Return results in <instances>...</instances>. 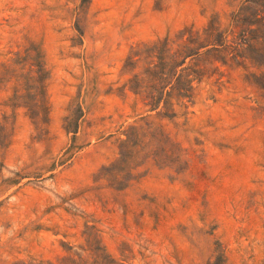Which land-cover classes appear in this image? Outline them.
Masks as SVG:
<instances>
[{
  "label": "rangeland",
  "instance_id": "obj_1",
  "mask_svg": "<svg viewBox=\"0 0 264 264\" xmlns=\"http://www.w3.org/2000/svg\"><path fill=\"white\" fill-rule=\"evenodd\" d=\"M237 7L0 0V264H264V69L230 59ZM210 17L225 45L172 75L185 32ZM33 46L39 126L14 62ZM148 94L161 96L155 109Z\"/></svg>",
  "mask_w": 264,
  "mask_h": 264
},
{
  "label": "trees",
  "instance_id": "obj_2",
  "mask_svg": "<svg viewBox=\"0 0 264 264\" xmlns=\"http://www.w3.org/2000/svg\"><path fill=\"white\" fill-rule=\"evenodd\" d=\"M237 4L236 12L232 14L233 27L235 33L230 32L231 39L229 44L230 59L245 62L248 61L252 65L264 69V0H232ZM78 34L77 39L80 41L81 32L76 28ZM184 45L182 50H176L170 57L169 70L171 67L172 75H175L178 66H180L186 56L196 54L203 49L205 52H216L225 45V30H218L212 17L208 20L206 27L201 32H185ZM32 54L25 49L23 54H16L14 62L25 66L26 79L31 82V92L27 91L25 97L21 100V105L26 109V114L35 126H39L40 122L46 124L48 120V102L43 89V57L38 46H33ZM243 51H246L243 54ZM181 57V58H180ZM159 59V58H158ZM241 64L238 61V64ZM264 76V73L261 74ZM165 73L159 71L155 76L153 87L160 86L164 81ZM190 81L187 79L185 86H181L178 90V97L189 98ZM168 83V82H167ZM133 91H136L137 85L132 82L130 85ZM264 91V86L262 87ZM15 94L9 99L10 104L17 100ZM161 99V96L154 97L148 94L144 97V104L149 109H155ZM77 117L80 115V108H77ZM68 116L64 118L67 119ZM73 132V131H72Z\"/></svg>",
  "mask_w": 264,
  "mask_h": 264
}]
</instances>
